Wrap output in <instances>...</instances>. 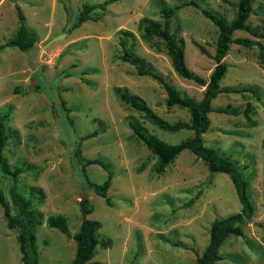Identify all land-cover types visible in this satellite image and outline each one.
Segmentation results:
<instances>
[{"label": "rangeland", "instance_id": "374dc122", "mask_svg": "<svg viewBox=\"0 0 264 264\" xmlns=\"http://www.w3.org/2000/svg\"><path fill=\"white\" fill-rule=\"evenodd\" d=\"M105 0H0V45L19 25L16 5L37 41L21 51L0 50V117L6 115L9 135L4 154L11 166H21L15 188L30 198L41 224L35 226L40 264H69L75 254L72 235L82 221L79 201L86 196L97 220L99 245L91 262L101 264H195L206 246L211 222L241 208L228 174L211 173L188 150L158 173L156 156L138 141L129 122L168 144L190 137V129L167 132L147 121L117 97L116 89L140 96L170 123L189 121L186 109L165 105L161 85L122 62L120 38L147 67L165 77L181 95L201 99L205 86L180 77L169 57L139 37L142 17L162 20L161 10L186 0H115L76 25L82 6ZM231 20L237 0H194ZM264 33V0H253L246 22ZM171 29L184 39L188 68L208 81L215 61L217 30L194 6H183L170 19ZM122 31H131L124 36ZM62 38L46 44L51 38ZM224 57L227 72L212 101L204 144L229 158L249 181L253 215L243 236H231L220 248L216 264H264V68L259 62L264 38L236 30ZM195 40L199 46L193 44ZM220 109H225V113ZM93 136L83 139L84 135ZM78 152V155L75 153ZM100 159L112 182L111 205L92 191L81 172L85 159ZM92 183L108 175L98 164L85 166ZM12 181L0 175L6 193ZM40 189L43 201L40 202ZM8 203L15 212L12 200ZM65 218L68 234L46 225L48 216ZM109 241L107 246L105 244ZM17 230L8 228L0 206V264H22Z\"/></svg>", "mask_w": 264, "mask_h": 264}, {"label": "trees", "instance_id": "16d2710c", "mask_svg": "<svg viewBox=\"0 0 264 264\" xmlns=\"http://www.w3.org/2000/svg\"><path fill=\"white\" fill-rule=\"evenodd\" d=\"M115 0H105L100 4L82 6V11L76 22V25L90 18V12L95 7L105 9L107 4ZM194 6L198 8L201 14L208 19L217 30V39L213 59L214 67L209 74L208 81L192 72L185 62L184 54V39L178 37L171 29V17L183 6ZM253 0H237L235 14L231 20L215 13L206 8H200L194 0H186L180 4L166 7L161 10L162 20L142 17L138 21L137 29L139 37L142 41L149 44L158 52H164L170 59L171 66L174 71L182 78L192 81L198 85L205 86L201 99L181 95V93L172 86L163 75L154 72L147 67L145 61L140 56L130 52L127 48V39L120 38L119 45L121 54L118 58L122 62L131 64L138 75H146L158 82L166 92L165 105L167 107L178 106L186 109L189 114V121H177L170 123L157 115L146 102L136 94H129L122 89H116V94L120 102L128 104L134 110L141 112L144 118L151 124L167 132H176L181 129H190L192 135L177 144H168L154 135L148 134L146 130L134 122H129V126L133 131L135 138L141 141L151 153L156 156L155 170L161 173L165 167L172 163L178 154L183 150H188L196 157L201 159L211 173L222 172L228 174L231 182L234 185L240 210L231 213L223 218L214 219L209 227V236L206 246L197 257L195 264H216L222 260V255L219 252L225 241L231 236H243V228L245 220L250 218L254 213V206L249 195V181L245 179L235 164L227 157L222 156L216 150L204 144V133L210 125L208 114L214 111L211 101L220 93L222 89L219 85L221 79L227 72V64L224 57L227 55L230 44L233 42L242 45L254 44L253 41L246 38L233 39L232 35L236 30H244L249 33L263 37L264 33L257 32L250 27L246 22L249 14L252 11ZM17 19L19 25L16 28L14 35L5 43L0 45V50L5 46L16 47L21 51L29 50L37 41L35 33L30 30L26 23L25 17L21 9L16 5ZM124 36H132L131 31H122ZM193 44H199L193 40ZM259 62L264 68V48L260 47ZM221 112H226L225 109H220ZM93 134L84 135L83 139L93 136ZM9 135L6 132V115L0 117V175L9 178L12 185L9 192H5L0 188V206L2 208L3 217L6 220L8 228L17 230V242L21 254L22 264H40L39 254L36 247L35 226L41 224L40 214H35L33 209L34 203L30 198L23 196L15 188L16 180L24 169L21 166H11L4 154L5 146L8 142ZM78 155V152L75 153ZM89 164H98L108 172L107 177L102 183L96 184L90 182L84 172L85 166ZM81 172L87 180L89 188L97 195L105 198L107 205H111V201L107 196V191L111 185L112 178L108 171L107 165L100 159H85L82 163ZM43 201V193L40 189H36ZM8 197L11 198L15 212L8 203ZM80 211L83 216L79 229L72 235L75 241V254L69 264H101L91 262L95 254L99 239L97 232L100 228V223L97 220L88 219L86 216L92 212L93 207L89 203L86 196H82L79 201ZM46 225L49 228L57 229L63 234H68V228L65 218L61 215L48 216ZM107 243L105 246H107Z\"/></svg>", "mask_w": 264, "mask_h": 264}, {"label": "water", "instance_id": "95a60500", "mask_svg": "<svg viewBox=\"0 0 264 264\" xmlns=\"http://www.w3.org/2000/svg\"><path fill=\"white\" fill-rule=\"evenodd\" d=\"M61 38H62L61 35H59V36H55V37L51 38L46 44H49V43H51V42H53V41H55V40L61 39Z\"/></svg>", "mask_w": 264, "mask_h": 264}]
</instances>
